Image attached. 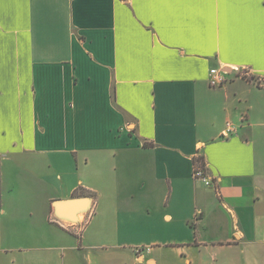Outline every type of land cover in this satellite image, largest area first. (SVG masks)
Wrapping results in <instances>:
<instances>
[{
	"label": "crops",
	"instance_id": "crops-1",
	"mask_svg": "<svg viewBox=\"0 0 264 264\" xmlns=\"http://www.w3.org/2000/svg\"><path fill=\"white\" fill-rule=\"evenodd\" d=\"M263 85L264 0H0V264H264Z\"/></svg>",
	"mask_w": 264,
	"mask_h": 264
},
{
	"label": "built area",
	"instance_id": "built-area-1",
	"mask_svg": "<svg viewBox=\"0 0 264 264\" xmlns=\"http://www.w3.org/2000/svg\"><path fill=\"white\" fill-rule=\"evenodd\" d=\"M123 2H129V0H121ZM227 82L226 73L220 70L213 69L209 72L208 84L212 89L220 88ZM193 177L196 180L201 181L206 187L212 188L216 193H218V189L216 183L208 177L206 172V167L204 163L201 161L194 167ZM89 217V213L82 215L80 221L77 223H71L67 221H59L58 225L65 230L73 234L76 237H81L84 226L86 225L87 219ZM150 251L149 248H136L135 253L138 256H141L144 253H148Z\"/></svg>",
	"mask_w": 264,
	"mask_h": 264
},
{
	"label": "water",
	"instance_id": "water-1",
	"mask_svg": "<svg viewBox=\"0 0 264 264\" xmlns=\"http://www.w3.org/2000/svg\"><path fill=\"white\" fill-rule=\"evenodd\" d=\"M90 205L91 198L87 196L58 199L52 202V212L59 221L77 223L79 215L89 213Z\"/></svg>",
	"mask_w": 264,
	"mask_h": 264
},
{
	"label": "trees",
	"instance_id": "trees-1",
	"mask_svg": "<svg viewBox=\"0 0 264 264\" xmlns=\"http://www.w3.org/2000/svg\"><path fill=\"white\" fill-rule=\"evenodd\" d=\"M203 162V160L201 159V158H195L194 159V167L199 163V162ZM73 197H83V196H90V194L89 193H81V192H75L73 195H72Z\"/></svg>",
	"mask_w": 264,
	"mask_h": 264
},
{
	"label": "rangeland",
	"instance_id": "rangeland-1",
	"mask_svg": "<svg viewBox=\"0 0 264 264\" xmlns=\"http://www.w3.org/2000/svg\"><path fill=\"white\" fill-rule=\"evenodd\" d=\"M253 81H254V79H252ZM263 87H264V85H263ZM88 197V196H87ZM80 216H82V214L80 215ZM79 218V217H78ZM81 219V218H80ZM80 221V220H79ZM69 233V232H68Z\"/></svg>",
	"mask_w": 264,
	"mask_h": 264
},
{
	"label": "bare ground",
	"instance_id": "bare-ground-1",
	"mask_svg": "<svg viewBox=\"0 0 264 264\" xmlns=\"http://www.w3.org/2000/svg\"><path fill=\"white\" fill-rule=\"evenodd\" d=\"M78 219V221L80 220V218H77Z\"/></svg>",
	"mask_w": 264,
	"mask_h": 264
}]
</instances>
